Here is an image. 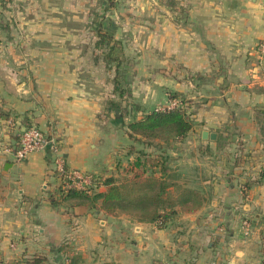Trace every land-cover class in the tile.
Returning a JSON list of instances; mask_svg holds the SVG:
<instances>
[{
  "label": "crops",
  "instance_id": "1",
  "mask_svg": "<svg viewBox=\"0 0 264 264\" xmlns=\"http://www.w3.org/2000/svg\"><path fill=\"white\" fill-rule=\"evenodd\" d=\"M56 2L12 0L0 7L12 30V38L0 37V252L50 256L61 247L123 264H264V55L258 50L264 0H169L162 9L167 21L154 25L153 45L168 48L154 61L208 81L196 85L195 93L208 98L183 139L201 146L186 153L192 158L174 161L180 184L205 201L194 212L180 211L164 229L106 215L79 198L53 204L51 149L22 160L11 154L27 125L56 138L68 167L82 173L121 177L137 150L160 152L158 142L135 143L122 121L100 119L105 98L92 93L78 66L89 60L80 53V14ZM23 62L34 66H17ZM204 130L218 139H203Z\"/></svg>",
  "mask_w": 264,
  "mask_h": 264
},
{
  "label": "rangeland",
  "instance_id": "2",
  "mask_svg": "<svg viewBox=\"0 0 264 264\" xmlns=\"http://www.w3.org/2000/svg\"><path fill=\"white\" fill-rule=\"evenodd\" d=\"M46 2L49 3L48 1ZM62 2L65 3L62 9L71 12L74 9L75 13L79 12L80 14L79 21L82 27L81 35L84 42V46L80 48V53L85 57H89V60L86 58L78 66L83 69L86 79L92 86V93L101 99L105 98L100 119L122 121L120 125L123 126V121H131L135 117L146 114L154 108H164L165 106L173 107L176 105L187 107L194 121L196 117L200 116L201 111L204 109L202 105L204 104V99L208 97L195 93L197 89L196 85L199 87L203 82L208 81L200 78V74L196 73L192 75L191 73L186 74L182 71L176 74L171 73L166 64H159L154 61L155 58L159 57L160 52H167L168 50L167 47L159 49L152 42L154 35L157 33L154 25H157L159 22H166L168 19L167 12H163L162 9L169 8V0H75L73 5L67 2V0H59L56 3L60 4ZM9 3L4 6H7ZM3 10L5 8H0V11ZM178 19L181 20L179 17ZM179 20L177 21L178 23L180 22ZM0 21V26L2 27H0V37L5 39L12 38L10 35L12 30H9L10 20L0 17ZM99 28L111 32L116 39L123 41L124 51L121 52L118 48L117 50L115 49L114 53V57H117L121 62L119 65L117 61L109 64L104 60L102 55L104 51H109L108 44L105 45L104 50L102 48H96V41L98 39L97 31ZM87 42L90 44H85ZM17 51L18 57H22L20 54L22 48H17ZM17 66L28 68L34 65H26L23 62L18 63ZM118 72H120L119 89L121 90L114 93L116 86L114 78ZM190 81L193 82V85L189 84ZM173 83H179L181 85V91L174 90ZM143 85H148L149 88L147 91L144 90ZM165 99H168V102ZM110 100H115L120 103V107L111 108L108 103ZM116 110H118L119 117L115 113ZM183 139L166 142L150 140L153 144L155 143V146L158 142L166 147L167 164L171 169L169 172L171 176L170 181L179 184L183 180L178 172L175 171V169H178L176 168V162H174L177 160L175 157L190 159L192 156H186V153L191 154L195 151L197 152L201 146L200 143L193 145L190 141L188 142ZM141 146L143 148H150L151 144L147 146L141 144ZM171 146L174 148L167 149ZM167 152L175 159L171 160ZM182 163L191 165L190 162H185L184 160ZM179 166L183 168L182 164ZM127 167L129 165L122 167V170ZM122 177H117V179L119 180ZM202 195L204 194L202 193ZM117 211H119L118 215L126 216L129 220L133 221L137 219L134 212L130 209L121 208ZM180 211L182 213L189 212L184 208ZM62 251V253H68L70 255L77 253L76 251H65L64 249ZM33 252L30 253L29 257H24V255L19 256L18 254L5 255L3 252H0V264H32L30 261L36 255H47L48 260L42 264H56L54 263V257L58 256L56 252L54 254L51 253L50 256L49 253L45 252ZM81 257L80 264H102L105 262L102 256L95 260L83 259L82 255ZM117 263L123 264L120 262ZM160 264L169 263L160 262Z\"/></svg>",
  "mask_w": 264,
  "mask_h": 264
},
{
  "label": "trees",
  "instance_id": "3",
  "mask_svg": "<svg viewBox=\"0 0 264 264\" xmlns=\"http://www.w3.org/2000/svg\"><path fill=\"white\" fill-rule=\"evenodd\" d=\"M11 1L0 0V6ZM97 36L96 48L104 50L105 45L109 46V51H104L102 55L104 60L109 64L117 61L119 65L121 62L114 57V53L118 48L121 52L124 51L121 40L116 39L111 32L104 31L102 28L97 31ZM119 75L120 72L114 78L116 83L114 93L121 90L119 89ZM108 103L111 108L120 107V103L115 100H110ZM261 112L264 114V108ZM123 125L128 127L127 133L135 143L147 146L148 144L153 145L150 140L166 142L186 137L194 128L195 121L187 107L176 105L154 108L127 123L123 121ZM20 134L17 135V143L13 150H16L18 146ZM129 148H131L130 153L135 151V145L132 144ZM164 148V145H160L161 153L156 154L144 149L137 150L139 156L129 164V167L125 168L124 175L119 180L114 176L89 173L92 183L86 189L71 187L73 179L68 176L69 167L66 161L64 160V171L59 172L55 167L53 156V173L57 179V187L51 192L49 201L62 205L63 200L79 198L106 215H118L117 210L127 208L134 212L137 221L152 223L159 229L167 228L173 220L178 218L181 209L184 208L189 212L198 210L204 204L205 197L195 189L170 181L171 169L167 164L168 159ZM261 178L264 179V169ZM62 249L61 247L58 249L61 253L54 257V263L80 264L82 259L80 254L62 253ZM47 258V255H36L30 262L42 264L48 260ZM102 264L119 263L105 261Z\"/></svg>",
  "mask_w": 264,
  "mask_h": 264
},
{
  "label": "built area",
  "instance_id": "4",
  "mask_svg": "<svg viewBox=\"0 0 264 264\" xmlns=\"http://www.w3.org/2000/svg\"><path fill=\"white\" fill-rule=\"evenodd\" d=\"M258 50L261 56L264 55V40L259 43ZM51 149L55 157V167L59 172L64 171V159L60 154L59 142L56 138L46 135L39 127L26 126L20 134V139L16 150H10L16 160H22L33 152ZM70 178L73 179L71 187L86 189L91 186L92 179L87 173H82L69 168Z\"/></svg>",
  "mask_w": 264,
  "mask_h": 264
},
{
  "label": "water",
  "instance_id": "5",
  "mask_svg": "<svg viewBox=\"0 0 264 264\" xmlns=\"http://www.w3.org/2000/svg\"><path fill=\"white\" fill-rule=\"evenodd\" d=\"M115 112H116L117 117H119L118 110H116ZM202 137L205 140L216 141L218 139V133L204 130L203 133H202Z\"/></svg>",
  "mask_w": 264,
  "mask_h": 264
}]
</instances>
